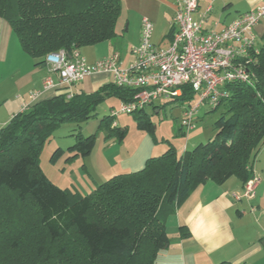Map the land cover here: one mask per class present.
I'll return each mask as SVG.
<instances>
[{
  "label": "trees",
  "instance_id": "trees-1",
  "mask_svg": "<svg viewBox=\"0 0 264 264\" xmlns=\"http://www.w3.org/2000/svg\"><path fill=\"white\" fill-rule=\"evenodd\" d=\"M120 7V0H0V19L39 67L49 53L63 49L70 55L114 41ZM259 53L255 84L226 85L228 98L210 110L223 112L208 143L178 156L165 141L168 149L146 160L142 170L112 177L84 196L52 184L38 165L40 152L60 125L78 126L93 118L104 97L127 103L136 91L109 82L88 94L59 93L14 114L0 129V264H153L168 245L165 218L195 188L207 181L221 185L231 177L243 185L253 177L264 148V48ZM192 94L184 87L172 102L185 107ZM132 115L136 130L154 136L145 110ZM112 123L109 114L98 124L106 141L121 143L128 130ZM73 138L67 150H54L51 162L64 153L67 162L91 154L94 135ZM185 234L181 227L179 237Z\"/></svg>",
  "mask_w": 264,
  "mask_h": 264
},
{
  "label": "crops",
  "instance_id": "crops-1",
  "mask_svg": "<svg viewBox=\"0 0 264 264\" xmlns=\"http://www.w3.org/2000/svg\"><path fill=\"white\" fill-rule=\"evenodd\" d=\"M259 1L197 0V10L191 18L202 22L207 29L220 30L229 26L239 15L254 11L260 5ZM120 3L121 12L115 34L120 36L117 33L120 22L122 33H125L122 38L128 43L127 48L113 50L103 56L97 54L90 63L113 54L119 55L124 66L131 63L130 49L140 41L141 18L149 19L153 24L152 45L159 47L168 42L175 0H120ZM7 24L0 19V127H4L14 114L21 112L24 103L32 106L63 93L62 89L42 92L41 87L49 76L50 67L46 63L36 67L38 60L29 58L20 50L19 43ZM254 33L256 47L262 48L264 22L254 27ZM97 46L100 44L93 48H98ZM51 77L54 81L57 80L55 75ZM109 82L107 75L95 74L72 86L71 93H92ZM15 89L16 93L13 92ZM34 93L39 97L29 101V96ZM152 108L149 107L152 113H159V110ZM182 110L183 108L181 114ZM112 124L119 127L115 122ZM134 130L128 129L129 134L131 131L133 133L125 135L121 143L114 140L102 141L94 155L86 160L90 175L95 177L93 185L97 186L120 174L138 172L144 168L146 160L158 157L168 149V145L154 135L156 125L154 136ZM183 132L180 125L177 133L173 128V133L185 136ZM168 143L174 146L170 141ZM175 150L180 156L187 148L184 147V151ZM252 169L257 178V186L254 197L250 200L234 199L232 195L242 189V184L234 177L221 185L207 181L195 188L188 199L165 218L168 245L158 252L153 264H264V248L261 246L264 241L263 149L258 153ZM181 227L185 228V233L188 232L182 238L179 237Z\"/></svg>",
  "mask_w": 264,
  "mask_h": 264
},
{
  "label": "built area",
  "instance_id": "built-area-1",
  "mask_svg": "<svg viewBox=\"0 0 264 264\" xmlns=\"http://www.w3.org/2000/svg\"><path fill=\"white\" fill-rule=\"evenodd\" d=\"M259 2L254 11L241 14L229 26L216 30L207 29L202 22L191 18L197 10V0H175L166 45H152L153 24L141 18L140 41L130 49L132 61L127 66L121 63L118 54L88 63L77 49L70 55L63 49L58 50L45 56L44 62L50 68L42 92L63 89V93L71 97L72 86L92 75L105 74L113 85L136 91L133 101L120 102L119 108L110 112L116 117L120 114L130 116L155 107L157 103L172 102L181 96L184 87H188L196 102L182 107L178 121L181 130L189 131L201 110L205 107L212 110L228 98L226 85L255 84L253 68L264 48V45L258 48L255 44L254 27L264 22V0ZM38 97L37 93L31 94L29 101ZM28 107L24 103L21 111ZM256 186L257 178L253 175L242 185L241 191L232 196L236 201L250 200Z\"/></svg>",
  "mask_w": 264,
  "mask_h": 264
},
{
  "label": "rangeland",
  "instance_id": "rangeland-1",
  "mask_svg": "<svg viewBox=\"0 0 264 264\" xmlns=\"http://www.w3.org/2000/svg\"><path fill=\"white\" fill-rule=\"evenodd\" d=\"M118 23L119 25L117 27V33H119L120 36L114 39V41L103 42L101 44L99 43L100 46H97L98 48H93V46H91L88 48L81 47L79 49L85 61L90 63L94 61L93 59L97 56V54H101V56H103V54L107 55L113 50L115 51L118 49L127 48L126 45L128 43L122 38V35H125V33H122L123 27L120 25V22ZM97 89L98 88H96L95 91ZM13 92L16 93V89ZM195 102L196 97L194 96L193 100L190 102V105L194 104ZM119 105L120 104L116 98L104 97L103 101H101L96 106L95 110L93 111V118H91L89 121L86 123H79L78 126L73 124L60 125L52 132L50 138H48L49 140L46 141L40 152L38 164L46 178H48L52 184L59 188H68L69 190L78 194L81 193L83 196L89 194L90 190L93 191L94 187H96L95 184L93 185L95 177L90 175L87 169L88 166L86 160L90 157V155L91 157L94 155V151H96L102 141H106V132L99 127L98 123H100V120L104 116L109 115L111 111L118 109ZM156 105H159V103ZM187 105L188 104L185 106ZM181 109L182 107H180V105L176 102L168 103V105L162 108L158 114L152 113L149 107L145 108L146 113L151 118V122L157 126L156 133L154 134L156 138L158 140H163L165 145H167L165 141H170L174 145L173 147L179 151H184V147L187 148V151H191L195 145L199 143H208V141L211 140L215 135L213 124L223 112L222 109L219 108L216 112H211L209 108L205 107L200 111L197 119H195L196 121L194 127L189 131L184 130L183 134H185V136L176 134L180 125L178 120L181 116ZM114 122L115 124L119 125V128L126 127L127 130L129 129V131L130 129L133 131L136 129L133 115H117L114 117ZM173 128H175L176 133H173ZM77 133H80L82 136L94 135L95 142L91 154L87 157H77L67 162V155L64 153L51 162V156L54 153V150H67L68 147L74 144L73 137ZM132 133V131L130 134L127 132L129 135ZM262 149L264 150V148Z\"/></svg>",
  "mask_w": 264,
  "mask_h": 264
},
{
  "label": "water",
  "instance_id": "water-1",
  "mask_svg": "<svg viewBox=\"0 0 264 264\" xmlns=\"http://www.w3.org/2000/svg\"><path fill=\"white\" fill-rule=\"evenodd\" d=\"M261 246H263V248H264V241L262 242V245Z\"/></svg>",
  "mask_w": 264,
  "mask_h": 264
}]
</instances>
